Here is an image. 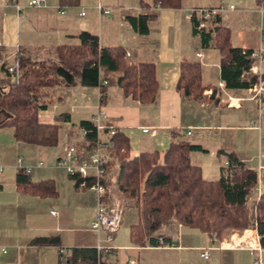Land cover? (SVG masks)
<instances>
[{
	"label": "crops",
	"instance_id": "0c3cea01",
	"mask_svg": "<svg viewBox=\"0 0 264 264\" xmlns=\"http://www.w3.org/2000/svg\"><path fill=\"white\" fill-rule=\"evenodd\" d=\"M29 1L0 0L2 60L11 62L21 50L46 59L55 47L78 45V35L89 33L97 38L100 48H122L129 64H153L158 88L150 104L124 96L119 86L108 88L103 103L99 87L46 88L49 103L38 112V121L58 127V143L52 148L18 142L11 128L0 129V264H59L60 250L69 255L73 248L96 249L100 244L110 249L106 255L114 264H252L249 249L232 248L226 241L234 231L212 241L209 235L175 221L153 235V240H166L167 245L153 246L150 241L142 247L131 244L129 229L137 223V214L133 202L126 201L117 189L119 167L115 160L108 169L114 183L107 202L120 203L124 221L112 241L106 242L105 234L92 230L95 195L78 191L56 162L65 145L77 140L80 122L101 115L127 139L129 159L152 152L162 157L174 133V140L196 147L190 161L200 167L206 181L219 178L226 154H233L254 172L264 171V101L252 99V87H225L214 37L197 33L187 18L191 9L233 6L234 10L217 17L218 26L230 31L233 47L257 51L264 49V3L181 0V8L163 9L152 0H78L74 6L63 7L59 0H45V7L38 9L30 7ZM60 10L65 13L61 15ZM149 15L155 17L147 22L144 33L129 21ZM183 61L201 66L202 101L185 99L176 90ZM257 70L264 80V63L257 65ZM142 128L150 132L143 133ZM19 170L29 175L32 183H52L56 194L23 193L15 184ZM247 231V235L257 236L255 231ZM42 237H58L60 244H33ZM204 252L207 259L201 257ZM257 255L264 264V250L260 248Z\"/></svg>",
	"mask_w": 264,
	"mask_h": 264
},
{
	"label": "trees",
	"instance_id": "16d2710c",
	"mask_svg": "<svg viewBox=\"0 0 264 264\" xmlns=\"http://www.w3.org/2000/svg\"><path fill=\"white\" fill-rule=\"evenodd\" d=\"M152 1L163 9L182 7L181 0ZM77 3L78 0H59L61 7ZM154 17L141 16L129 18V21L144 33L147 22ZM78 38V45H59L46 59L21 50L19 53L22 55L17 54L14 58L21 70L16 82L7 73L8 63L2 60L0 53V129L11 128L16 141L41 148L57 145L58 127L38 121V112L45 110L49 103L46 88L78 84L99 87L103 103L108 88L119 86L124 96L141 104L154 102L158 85L153 64H129L122 48H100L97 38L89 33H80ZM214 43L220 55L221 78L225 87H252L257 81L256 76L248 74L255 61L251 58L253 51L233 47L230 31L220 26L216 28ZM201 77L200 64L183 61L177 92L185 99L202 101L204 87ZM80 128L93 131L86 139L88 145L94 146L96 133L92 123L80 122ZM175 137L174 133L171 134V143L162 157L152 152L133 159H129L127 139L117 128L109 138L112 147L107 150L111 158L107 162V170L115 160L119 167L117 189L126 201L133 202L137 214V223L129 229L130 243L142 247L150 241L153 246H159V240H153V235L162 225L175 220L182 227L196 229L219 240L226 231L253 229L259 238L260 248L264 250V186L260 196L250 202L251 191L258 184L257 173L239 162L233 154H226L227 165L220 169L219 178L206 181L200 167L190 161V153L196 147L185 141H176ZM15 184L23 193L30 195L47 197L56 194L52 183H32L29 175L20 170ZM33 244L38 247L59 246L60 241L58 237H42L36 238ZM59 264L114 263H109L107 255H100L95 248H73Z\"/></svg>",
	"mask_w": 264,
	"mask_h": 264
},
{
	"label": "built area",
	"instance_id": "2783aa9c",
	"mask_svg": "<svg viewBox=\"0 0 264 264\" xmlns=\"http://www.w3.org/2000/svg\"><path fill=\"white\" fill-rule=\"evenodd\" d=\"M259 2L264 3V0H259ZM28 5L33 8H43L45 7V0H30ZM16 8L17 10L20 9L19 6H16ZM232 10H234L233 6L191 9L187 12V18L193 23V27L197 33L214 37L216 28L218 27L217 17L221 13ZM64 13L63 10H60L61 15ZM103 13L108 14L109 11H103ZM80 15L83 16L84 12H81ZM19 54L22 55L21 53ZM251 58L255 61L248 74L257 77L256 83L252 86V99H257L260 103L264 101V80L259 75L257 65L264 63V49L253 51ZM6 70L14 82L19 79L21 70L19 63L15 59L7 64ZM103 84L106 83L104 82ZM90 122L96 133V142L94 146L88 145L89 141L86 139L88 134H92L93 131L80 128L78 130L79 140H71L65 145L63 155L56 162V166L65 169L78 191L90 192L95 195L96 206L92 230L97 234H105L106 242H111L113 236L119 231L122 225L124 214V209L119 202H107V198L110 196V185L114 183L113 177H110L107 170V150L112 147L109 138L115 134V127L101 115L94 117ZM141 130L143 133L150 132L148 128H142ZM189 134L190 132H188V135ZM39 165L42 164L40 163ZM225 165H227V162ZM23 170L26 173L29 172V170ZM262 170L263 169H259L256 172L258 184L251 191L250 200L257 199L263 191L264 178L262 174L264 171ZM0 172H2L1 168ZM248 232L247 230L243 231L240 237L231 236L228 244L232 248L249 249L253 256L252 264H261L257 255L260 249L259 238L258 236H254L253 238L247 235ZM211 239L212 241H216L215 237H211ZM165 245L164 241L159 239V246ZM96 250L103 256L110 252L108 247H104L101 244L96 247ZM59 254V261H63L65 257L68 256L67 252L64 250H60ZM201 257L207 259L208 253L204 252Z\"/></svg>",
	"mask_w": 264,
	"mask_h": 264
},
{
	"label": "rangeland",
	"instance_id": "374dc122",
	"mask_svg": "<svg viewBox=\"0 0 264 264\" xmlns=\"http://www.w3.org/2000/svg\"><path fill=\"white\" fill-rule=\"evenodd\" d=\"M78 140H79V137L77 138ZM253 200H250V202H252ZM123 221H124V218H123ZM172 221H175V220H172ZM175 223H177L176 221H175ZM179 225V224H178ZM164 225H162L161 227H163ZM160 227V228H161ZM247 230H253V229H247ZM245 231V230H244ZM238 234V237H240L242 234H243V231L242 232H239V231H234L232 234ZM232 234L228 237V239H226V241L227 242H229L230 241V238H231V236H232Z\"/></svg>",
	"mask_w": 264,
	"mask_h": 264
}]
</instances>
